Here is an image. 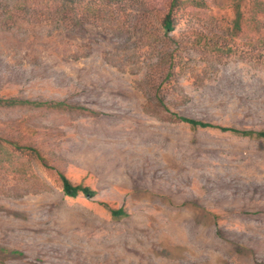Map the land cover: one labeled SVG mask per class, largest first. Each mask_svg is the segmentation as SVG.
Listing matches in <instances>:
<instances>
[{"label":"rangeland","instance_id":"obj_1","mask_svg":"<svg viewBox=\"0 0 264 264\" xmlns=\"http://www.w3.org/2000/svg\"><path fill=\"white\" fill-rule=\"evenodd\" d=\"M117 1L118 15L72 28L0 0V97L99 112L0 107V264H264V140L171 114L264 129L255 34L230 36V0L189 6L170 68L166 0ZM58 172L96 195L65 196ZM119 208L129 216L113 219Z\"/></svg>","mask_w":264,"mask_h":264},{"label":"trees","instance_id":"obj_2","mask_svg":"<svg viewBox=\"0 0 264 264\" xmlns=\"http://www.w3.org/2000/svg\"><path fill=\"white\" fill-rule=\"evenodd\" d=\"M25 3L26 10H32L33 16L37 21L47 20L58 22L72 28L80 26L84 20L89 21V18L96 19L100 15L108 14L112 16L122 12L117 0H18ZM123 1V0H122ZM204 6V0H166L162 9L157 12L158 34L162 43V48L165 50L166 61L170 63V68H173L174 62L179 47L175 50H170L173 43H176L172 36L176 27L179 26L181 20L180 13L185 11L189 6ZM230 6L234 12V17L227 22L226 27H230L229 34L232 37L244 36L247 31H252L255 34V47L264 51V0H230ZM34 7V8H33ZM36 7V8H35ZM23 9L21 5L14 7L9 11L10 21L15 20V15H19ZM257 58H264V52L258 53ZM159 88L154 89V98L158 101L159 106L168 111V107L163 99L157 94ZM0 107L15 108V107H32V108H47L67 113H81L92 116H98L99 112L84 107L78 103L66 101H33L17 97H0ZM169 112V111H168ZM176 122H181L188 125L192 130H218L220 132H229L246 138H255L264 140V129H241L236 127H226L213 124L208 121L199 120L196 118L183 116L178 113H171ZM16 149L30 151L37 156L42 162L43 157L40 154L38 147L21 145L17 140H5ZM46 164V163H45ZM58 179L61 185L62 192L65 196L76 198L79 195L92 198L96 192L91 188L82 184H74L63 173L58 172ZM111 217L115 220H120L129 216L124 208L110 209Z\"/></svg>","mask_w":264,"mask_h":264}]
</instances>
